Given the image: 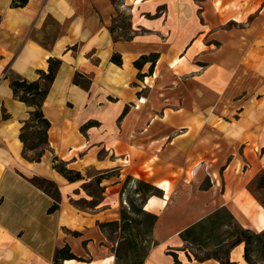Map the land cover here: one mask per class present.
Returning <instances> with one entry per match:
<instances>
[{"label":"crops","instance_id":"1","mask_svg":"<svg viewBox=\"0 0 264 264\" xmlns=\"http://www.w3.org/2000/svg\"><path fill=\"white\" fill-rule=\"evenodd\" d=\"M12 1L0 0V264H54L67 245L81 260L60 264H117L100 225L121 219L128 177L161 191L143 206L158 216L144 264H221L196 254L226 249L227 220L264 231V0ZM151 54L154 69L138 70ZM49 58L63 64L43 104L48 146L32 163L19 136L32 109L10 76L39 80ZM55 156L84 178L69 182ZM35 176L57 185V211ZM244 248L232 264H248Z\"/></svg>","mask_w":264,"mask_h":264},{"label":"trees","instance_id":"2","mask_svg":"<svg viewBox=\"0 0 264 264\" xmlns=\"http://www.w3.org/2000/svg\"><path fill=\"white\" fill-rule=\"evenodd\" d=\"M29 0H13L11 6L17 7V8H23L27 6V3ZM1 20V15H0ZM1 22V21H0ZM112 62L116 65L122 64V59L119 54L113 55L111 58ZM159 57L158 55L151 54V55H145L142 56L139 60H137L134 65L138 70H141L146 63L150 62L151 67L149 71L151 72L154 69V66L158 62ZM49 67L48 70L43 72L39 71V80L36 81H28L25 78L19 77V76H10L11 78V89L12 92H14L15 97L25 103L27 106H29L32 110L30 112L29 119L24 124V126L21 129V132L19 134L20 140L24 145V153L23 156L26 160L34 163V162H40L43 155L46 152V147L48 146V130L51 126V123L48 119L45 118L44 112H43V104L50 93V88L53 84V82L56 79V75L62 66L63 62L59 59L49 58ZM143 76L140 75V78ZM75 84L83 87L84 89H89L91 80L89 78L84 77L81 74H76V77L74 79ZM31 134H28L29 130H33ZM36 150V153L34 155H30L29 152H34ZM53 167L59 174H61L63 177H65L69 182H77L78 180L83 179L84 177L81 175L80 172H76L73 170L68 169L66 162H62L59 160L58 157H54L52 160ZM108 175V174H107ZM107 175H103L100 178L97 179V182L100 183L102 179H104ZM30 182L37 186L38 188L42 189L44 192H46L49 196H51L54 200L53 204L51 205V209L49 210V213H53L59 209V203L61 201L60 192L58 191L57 185L51 181L47 180L38 176L32 177L30 179ZM135 183L136 184V190L134 192L135 196H139L137 200H133L132 203H134V210L136 211V215H141L142 217L148 219L149 221V231L151 233V239L149 241L144 240L142 242V246L147 243L154 244V241L152 239V229L155 223L158 220V216L154 214H150L146 211H144L143 206L145 205L147 199L153 195L160 196L161 191L155 188L153 185L147 184L140 180H134L131 177H128L125 182V186H128L129 183ZM259 187H264V175H261L258 179ZM123 193L125 192V188H123ZM81 201V200H80ZM87 203L86 201H84ZM79 203V202H78ZM92 202H88L87 204H91ZM210 216L209 219L201 222L198 224L200 227H204L206 223H210V221H214L215 217ZM121 222L115 221V222H109L105 224H101L100 227L105 230L106 227H109V225H114L117 228L121 230V232L124 234L126 230L130 229V224L135 225H141V220H136L132 217H130L129 213H127L126 209H122L120 213ZM235 229L228 232V239L230 240V244L226 247V249H221L220 251H216L213 253V256L220 261L221 264H232L229 260V252L236 247L237 245H240V243L245 244L244 248V256L245 260L248 264H258V262L264 263V231L262 232H253L251 230H246L240 225L236 223L234 220ZM78 235V234H77ZM184 236V233L182 234ZM126 240L125 236L121 237V240L118 242V247L120 243H123ZM130 244L132 246V249H137L138 243L134 242L133 240L129 239ZM141 246V247H142ZM145 248V246H143ZM142 247V248H143ZM117 253L118 251L115 250ZM149 251H146L142 258L140 259L139 264H144L145 259L148 255ZM172 254L176 259V254L174 252H169ZM118 254H116L117 256ZM67 260H78L77 257L71 252V249L67 245L64 248L58 249L55 254V260L54 264H60L61 261H67ZM176 264H180L178 261H176Z\"/></svg>","mask_w":264,"mask_h":264},{"label":"rangeland","instance_id":"3","mask_svg":"<svg viewBox=\"0 0 264 264\" xmlns=\"http://www.w3.org/2000/svg\"><path fill=\"white\" fill-rule=\"evenodd\" d=\"M122 23H123V25L126 24V18H123ZM33 131H35V129L29 130L28 134H31ZM34 153H36V150L34 152H29V154L31 156L34 155ZM125 182H126V179L123 182V188H125V192L122 195L123 196L122 209L123 208L126 209L127 213H129L130 217H132L136 220H141L142 224L138 225V226L135 225L134 223L130 224V226H131L130 229L126 230L124 234L121 232L119 227L117 228L114 225H111V226L109 225V227H106L104 232L107 233L108 240L114 243V246H115L114 255H115V259L117 261V264H139L140 259L142 258V255L146 251H150L154 245L150 241V243L143 245V246H145V248L142 246V242L144 240L149 241L151 239V233L149 231V221H148V219L142 217L141 215H136L137 213L133 208L135 205H134V203H132V201L137 200L139 198V196L134 195V192L136 190V188H135L136 184L131 182L128 184V186H125ZM257 186H259L258 181H257ZM86 190L89 194L90 193L92 195L95 194V195H98L100 197L98 187H97V185H95L94 182L91 183L89 187H86ZM87 203H85L83 200H81V201H79V203L76 202L75 204L77 206H80L83 208L89 207L92 204V203L91 204H87ZM118 222H121V219ZM226 222H228L230 231L235 229L234 222H231L230 220H227ZM122 235H123V237L125 236L126 240L123 243H120V245L118 247V242L121 240ZM129 239L138 243L139 247L137 249H132V246L129 242L130 241ZM227 245L228 244H226V246ZM226 246H224V247H226ZM115 250L118 252L116 253ZM116 254H118V255L116 256ZM211 254H213V252H211V253L206 252L203 254L197 253L196 256L205 257L206 255H211ZM80 260L81 259H78L77 261H80ZM258 264H264V263L258 262Z\"/></svg>","mask_w":264,"mask_h":264}]
</instances>
